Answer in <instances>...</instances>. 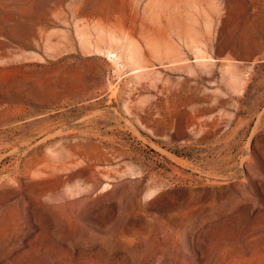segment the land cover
<instances>
[{"label": "rangeland", "instance_id": "obj_1", "mask_svg": "<svg viewBox=\"0 0 264 264\" xmlns=\"http://www.w3.org/2000/svg\"><path fill=\"white\" fill-rule=\"evenodd\" d=\"M0 264H264V0H0Z\"/></svg>", "mask_w": 264, "mask_h": 264}, {"label": "bare ground", "instance_id": "obj_2", "mask_svg": "<svg viewBox=\"0 0 264 264\" xmlns=\"http://www.w3.org/2000/svg\"><path fill=\"white\" fill-rule=\"evenodd\" d=\"M110 51H111V50H110ZM111 53H112V52H111ZM112 54H114V53H112ZM112 54H111V55H112ZM118 56H120V55H118ZM117 59H118V58H117ZM117 59H116V60H117Z\"/></svg>", "mask_w": 264, "mask_h": 264}]
</instances>
